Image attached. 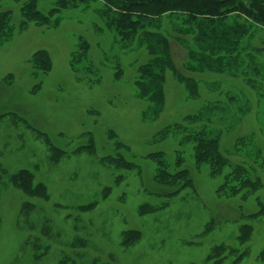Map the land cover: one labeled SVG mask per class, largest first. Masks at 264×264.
<instances>
[{
    "label": "rangeland",
    "instance_id": "obj_1",
    "mask_svg": "<svg viewBox=\"0 0 264 264\" xmlns=\"http://www.w3.org/2000/svg\"><path fill=\"white\" fill-rule=\"evenodd\" d=\"M72 5L0 0V264H264V79L247 52L264 27L204 67L205 23L166 12L155 100L140 78L158 54L101 0Z\"/></svg>",
    "mask_w": 264,
    "mask_h": 264
},
{
    "label": "trees",
    "instance_id": "obj_2",
    "mask_svg": "<svg viewBox=\"0 0 264 264\" xmlns=\"http://www.w3.org/2000/svg\"><path fill=\"white\" fill-rule=\"evenodd\" d=\"M63 7L73 6L75 2H84L89 0H57ZM104 4L103 12L107 17L109 24L114 25L119 33L129 41L134 38H140L141 42L147 43L148 49L151 53L158 56H154L143 65L142 77L140 81H143L142 91L147 96H151L152 99L160 100L162 98V90L155 87V82L158 84L164 72L168 67L173 66V60L171 57L170 41L167 38L165 32H163V17L166 12L177 14L187 13V19L185 21L196 20L199 24L202 22L205 25L200 26L202 29V36L204 41L207 42L204 45L206 48L212 49L213 53H216V57L206 56L201 51L197 52L195 49L192 56H196L199 60H208L209 66L205 63L204 67H220L221 61L226 57H231V62L237 60V44L246 34L248 26L254 24L264 27V0H101ZM32 5H30L31 7ZM29 12L30 9H27ZM238 12L243 18V21L236 22V24H230L225 20L224 14L232 12ZM150 13H156L153 16ZM161 15V16H159ZM177 16V15H175ZM189 20V21H188ZM6 21L0 19V24L4 26ZM198 26V25H197ZM192 26L186 28L189 29ZM198 37L199 42L201 39ZM202 44V43H201ZM204 44V42H203ZM250 54L251 61L253 62V68L256 75V70L261 73L262 79H264V47L260 46L256 49V56L252 53V50H247ZM233 53H235L233 55ZM263 53V54H262ZM226 56V57H225ZM248 56V55H247ZM260 60L261 69L256 65ZM199 65V64H196ZM195 66V65H194ZM250 69V65L248 67ZM154 89H153V88ZM210 141V140H209ZM205 137H200L198 147L200 148L201 155L211 156V160L215 161L217 165L223 166L225 164V158L218 150L215 143H209ZM210 145L207 148L205 143ZM205 150H203V149ZM230 176V175H229ZM228 176V177H229ZM231 177V176H230ZM235 180V179H234ZM238 184H232L229 188L239 187ZM264 207V206H263ZM260 213V211H258Z\"/></svg>",
    "mask_w": 264,
    "mask_h": 264
}]
</instances>
